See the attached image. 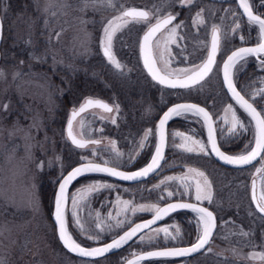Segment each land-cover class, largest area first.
<instances>
[{
    "label": "rangeland",
    "instance_id": "1",
    "mask_svg": "<svg viewBox=\"0 0 264 264\" xmlns=\"http://www.w3.org/2000/svg\"><path fill=\"white\" fill-rule=\"evenodd\" d=\"M111 4L114 6H109V0H21L16 5L0 0V264H115L111 255L87 261L64 251L42 205L40 189L45 184L56 187V180L82 161L128 168L148 160L156 145L158 115L171 101H203L210 108L219 138L249 132L235 155L247 153L254 144L250 119L228 99L219 77L223 57L240 44L242 34L251 33H242L245 22L231 0H111ZM130 7L146 9L151 22L170 13L177 16L153 43L159 55L164 52L169 70L176 75L182 73L178 70L190 69L204 60L211 30L217 28L219 55L208 78L180 94L165 92L146 79L138 58L139 38L148 26L143 23H129L115 33L112 52L120 67H110L101 55L103 29ZM245 24L256 30L258 41V27ZM175 25L179 27L174 42H167L164 51L169 30ZM248 61L242 60L237 68H245ZM259 67L263 74L250 92L264 118V66ZM85 96L101 97L115 108L111 117L90 112L76 123V132L86 139L101 140L100 147L78 148L64 137L68 111ZM229 106L239 121L235 129L231 113L226 112ZM178 119L184 121L186 130L168 131L169 158L154 180L129 187L87 179L70 188L66 223L72 236L83 246L96 245L154 212L139 211L141 206L158 208L178 198L197 201L195 180L199 179L202 186L204 181L189 172L195 169L204 173L211 186V200L197 202L215 212V238L200 256L157 264H264L252 258L254 253H264V219L253 210L248 194L252 178L256 179L257 198L264 191V171H257L264 169V153L247 170H227L211 160L202 122L186 114ZM176 133L191 140L185 141ZM192 141L199 142L204 150ZM181 145L193 150L186 151ZM92 185L101 187L80 200L77 194ZM74 196L78 200L75 208ZM176 218L138 237L127 246L120 261L183 237L188 223L183 226ZM198 222L195 239L202 230Z\"/></svg>",
    "mask_w": 264,
    "mask_h": 264
},
{
    "label": "snow or ice",
    "instance_id": "2",
    "mask_svg": "<svg viewBox=\"0 0 264 264\" xmlns=\"http://www.w3.org/2000/svg\"><path fill=\"white\" fill-rule=\"evenodd\" d=\"M186 3H191V0H185ZM109 6H114L111 4V0H109ZM241 7H243L244 11L248 15V19L250 22L259 25V31L261 37L264 38V19H261L259 16H254L249 8V5L246 3V0H241ZM199 19V14L197 16ZM176 19L173 15H168L163 19H157L153 24L150 20V14L147 11H141L137 9H127L122 12L120 16H117L114 20L108 21L107 25L104 27V39L101 42L104 56L108 58L109 62L114 64L117 68L120 67L119 62L116 60L115 56L112 52V41L115 33L126 27L129 23H143L147 24V31L143 35V40L140 44V53L143 58L144 67L147 69L149 75L153 80H156L158 83L163 84L170 88H188L194 83H198L202 80L211 70L212 66L215 62V56L218 50L219 45V37L218 30L216 28L212 29V46L211 52L208 55L207 61L201 64L196 70L189 69H180L179 72L186 73L184 78H180L178 76L174 77V72L169 70L168 64L169 61L165 59L164 52L160 54L159 63L163 64V68L158 67V61L153 52V39L158 32L162 29L167 28L168 25L172 24V22ZM202 22V21H201ZM179 25L173 26L169 30V34L167 37V41L164 46V51H167V42H174V38L176 37L177 28ZM159 46V45H157ZM264 54V42L260 43L256 48H241L236 52H233L231 56L228 57V61L224 64V80L228 86L229 91L232 93L236 102L240 105L241 108L248 113V115L256 122V136H255V147L251 148L246 154H241L238 156H230L225 155L223 152L219 150L216 145L215 139L213 137V130L211 125V116L208 112H206L203 108L197 107L196 105L191 104H180L176 105L173 108H170L167 113H165L163 119L160 120L159 130H160V145L156 148V155L152 157V162L141 171L135 172L131 175H126L123 172L116 171L113 168L101 167L98 164H89L85 167H77L73 171H71L66 177L63 178V182L59 184V192L55 196V221L59 226V239L62 241L64 246L71 252H74L82 257H95L101 256L105 252L118 248L122 243L126 242L128 239H131L136 233L144 228L149 227L151 224H154L156 220L162 218L164 214H166L170 210H175L177 207L180 208H191L193 211L200 214V219L204 223V233L199 238V242L194 246L193 249H182V250H170V251H159V252H150L147 254V257L141 256L139 259L151 258V257H170V256H183L187 255L189 251L199 250L208 242V239L211 235L212 228L214 227V218L212 212L208 211L202 207H196L191 204H173L169 205L168 208L160 209L155 206L145 207L141 206L139 211H154L155 218L152 221H149L143 225H136L131 228L130 231L125 232L123 236L119 239L114 240L113 243L108 244L104 248H92L88 250L82 247L79 243H77L72 235L69 234L66 227L65 222V206L68 201L67 197V188L68 185L78 176H80L84 172H106L109 175L119 177L122 180H135L139 177L146 176L149 172L154 171L156 167L159 166V160L162 159V147L164 143V125L172 116H180L186 112H194L197 115H201L204 118L205 123L208 124L209 127V140L211 142V146L216 155L223 160L225 163L241 165V164H249L253 160L260 156L261 153H264V118L261 117V113L253 107L251 103L248 102L238 91H236L235 87L232 84L229 69L232 64L235 62L237 58H243V56L249 54ZM264 94V93H262ZM90 107H97L103 109L105 112H112L113 108L110 107L107 103H103L100 100L88 99L84 102V104L79 108V111L73 110L71 119L67 121V135L71 142L78 148H86L89 143L91 144H99L98 140H84L78 139L76 135H74L73 131V121L76 119L80 113L85 112ZM227 113H231V122L233 129L239 124L235 111L232 110L231 106L226 110ZM115 122V121H113ZM177 136H181L185 141L191 140V137H185L183 133H176ZM192 143L197 144L201 151H203V146L199 145V142L192 141ZM185 147L186 151H192L191 147H186V145H181ZM114 147V145H113ZM42 167V165H39ZM259 171H264V169H258ZM189 172L194 174V177H202L203 178V186L200 183L199 179L195 180V190H196V200H211V192H210V184L207 180V177L204 176L203 172H199L195 169H189ZM183 179H187L184 177ZM187 187V185H185ZM100 185H92L87 189L81 190L77 194L80 200H83L89 193L93 190H98ZM255 183H253V196L252 199L256 203L257 210L264 214V191L261 192L259 198L256 196L255 192ZM171 195V193H169ZM77 196L72 198L73 208H75L78 200ZM125 209L127 208V202H124ZM75 215V212H73ZM79 223V221H77ZM165 233H167V229H162ZM253 259H259L264 261V253L253 254ZM130 264H135V262H130Z\"/></svg>",
    "mask_w": 264,
    "mask_h": 264
},
{
    "label": "water",
    "instance_id": "3",
    "mask_svg": "<svg viewBox=\"0 0 264 264\" xmlns=\"http://www.w3.org/2000/svg\"><path fill=\"white\" fill-rule=\"evenodd\" d=\"M235 3H236V6H237L239 12H240V13H241L246 19H248V15H247V13L244 11L243 7H241V0H235ZM246 3H247V2H246ZM129 9H137V8H129ZM137 10L145 11V10H143V9H137ZM251 12H252V11H251ZM252 14H253L254 16H256L253 12H252ZM167 16H168V15H167ZM165 17H166V16H165ZM163 18H164V17H163ZM163 18H161V19H163ZM261 19H263V18H261ZM154 23H155V22H154ZM154 23H153V24H154ZM257 25H258V24H257ZM168 26H169V25H168ZM258 27H259V25H258ZM163 30H164V29H162L160 32H162ZM146 31H147V30H146ZM146 31H145V32H146ZM145 32H144V33H145ZM160 32H158V33L156 34V36H157ZM144 33H143L142 36H141V39H140L141 42H142V40H143V35H144ZM2 35H3V25H2V20H1V16H0V46H1V42H2ZM156 36H155V37H156ZM155 37H154V39H155ZM218 37H219V35H218ZM154 39H153V40H154ZM262 42H264V38L261 37L260 41H259L258 43H256V44H254V45H243V46H239V47L234 48L233 50H231V51L225 56L224 60L222 61L221 65H220V79H221V82H222L223 89H224V91L226 92V94L229 96V98H230V99H231V100H232V101H233V102H234V103H235V104H236V105H237V106H238V107H239V108H240V109H241V110L247 115V117L250 119V121H251V123H252V125H253V128H254V131H255V136H256V122H255L254 120H252V118L248 115V113L245 112V110H244L243 108H241L240 105L236 102V100H235V98L233 97L232 93L229 91L227 84L225 83V80H224V64H225V62L228 61V57L231 56L233 52H236V51H238V50L241 49V48H256V47H258V45H259L260 43H262ZM211 46H212V33H211V36H210V39H209V45H208L207 56H206L205 60L202 62V64H203L204 62L207 61L208 55H209V53L211 52ZM102 53H103V51H102ZM217 53H218V50H217ZM217 53H216V56H217ZM103 55H104V53H103ZM261 55H264V54H259V53H257V54H249V55L243 56V58H237V59L235 60V62L232 64V66L230 67V69H229V74H230V78H231L232 84H233V86L235 87L236 91H238L239 93H240V91L236 88V86H235V84H234V81H233V70H234V67L236 66V64H237L239 61H241L242 59H244V58H246V57H248V56H252V57H254L255 59H258V56H261ZM216 56H215V61H216ZM141 63H142V65H143V67H144V62H143V58H142V56H141ZM214 64H215V62H214ZM214 64H213V66H214ZM213 66H212V68H213ZM144 69H145L146 73L149 75L147 69H146L145 67H144ZM210 72H211V71H210ZM210 72H209V73H210ZM209 73H208V74H209ZM208 74H207L204 78H206V77L208 76ZM149 76H150V75H149ZM150 77H151V76H150ZM151 78H152V77H151ZM180 78H184V76H183V77H180ZM204 78H203V79H204ZM203 79H202V80H203ZM202 80H200L198 83H200ZM154 81H156V80H154ZM156 82H157V81H156ZM198 83H194V84H192L191 86H193V85H195V84H198ZM240 94H241V93H240ZM241 95H242V94H241ZM242 96H243V95H242ZM243 97H244L246 100H248L245 96H243ZM88 99H93V98H87V99L84 100V102H85L86 100H88ZM93 100H100V99L95 98V99H93ZM100 101L103 102V103H106V102L103 101V100H100ZM248 102L251 103V104L253 105L254 108H256L255 105H254L251 101L248 100ZM83 104H84V103L80 104L75 110H76V111H79V108H80ZM107 104H108V103H107ZM180 104H191V105H196L197 107L203 108L206 112L209 113V115H210L211 118H212V119H211V125H212V130H213L212 134H213V137H214V139H215L216 145H217V147L219 148V150H220L221 152H223L225 155H229V154L225 153V152L220 148V146H219V143H218V140H217V135H216V130H215V125H214V120H213V117H212L211 113L209 112V110H208L206 107H204V106L201 105V104H198V103H195V102H190V101H181V102H176V103H173V104L169 105L168 107H166V109L160 114L159 118L157 119V122H156V132H155V133H156V145H155V148H154V151H153V154H152L151 158L149 159V161H148L144 166H142L141 168L135 169V170H124V169H120V168H117V167H114V166H111V165H108V164L100 163V162L85 161V162H81V163H78V164L72 166V167H71L68 171H66L65 174L59 179V181H58V183H57V186H56V189H55V192H54L53 201H52L51 220H52V222H53L54 231H55V233H56V238H57L59 244L61 245V247H62V248H63V249L69 254V255H71V256H73V257H76V258H79V259H83V260H98V259H102V258H104V257H107V256H109V255H112V254L116 253L117 251H119V250L122 249L123 247L127 246L129 243H131L133 240H135V239H136L137 237H139L141 234H143L144 232L148 231L149 229H151V228H153V227L159 225V224H160L165 218H167L168 216L172 215L173 213L180 212V211H189V212L195 213V214H197V215H200V214H198L197 212L193 211L191 208H180V207H177L175 210H170V211H168L166 214H164V215L162 216V218L156 220V222H155L154 224H151L149 227L144 228V229L138 231V232L136 233V235H134L131 239H128L126 242L122 243L120 247H118V248H113V249H111V250L105 252L103 255H101V256H95V257H82V256H79L78 254H76V253H74V252L69 251V250L64 246V244L62 243V241L59 239V226L56 224V221H55V196H56V194L59 192V184L63 182V178H64V177H66V176H67L71 171H73L75 168H77V167H85V166H87V165H89V164H98V165H100L101 167L113 168V169H115L116 171H119V172H123V173H125L126 175H131V174H133V173H135V172L141 171L143 168L147 167V166L152 162V157L156 155V148H157V146L160 145V143H161V141H160V130H159L160 120L163 119L165 113H167L168 110H169L170 108H173V107H175L176 105H180ZM108 105H109L110 107H112L110 104H108ZM91 108H93V107H90V108H88L87 110H89V109H91ZM95 108H97V107H95ZM101 110H103V109H101ZM256 110L259 112V110H258L257 108H256ZM103 111H104V110H103ZM72 112H73V110L69 112V115H70V118H69V119H71ZM80 114H81V113H80ZM183 114H191V115H195V116H197V117L200 119V121L202 122L203 127H204L205 136H206V139H207V145H208L209 154L211 155L212 159H213L216 163H218L219 165H221V166H223V167H226V168H230V169H243V168H246V167L251 166L252 164H254L255 162H257V161L260 159L262 153H261L260 156H257V158H256L255 160H253V161H252L251 163H249V164L234 165V164H228V163H225L223 160H221V159L216 155V153H215V152L213 151V149H212L211 142H210V140H209V127H208V124L205 123L204 118H203L201 115H197V114H195L194 112H186V113H183ZM78 116H79V115H78ZM78 116H77V117H78ZM175 117H177V116H172V117H171V118L165 123V125H164V143H163V147H162V159L159 160V166L156 167V168L154 169V171H151V172H149L146 176L139 177V178H137V179H135V180H122V179H120L119 177L109 175V174L106 173V172H84V173H82L80 176L76 177V178H75V179H74V180L68 185V188H67V190H66V192H67V197H68V195H69V189H70L71 185H72L77 179H79L80 177H83V176H85V175H104V176H107V177L112 178V179H114V180H117V181H120V182H124V183H128V184L139 183V182L145 181V180L149 179L150 177H152V176H153V175L159 170V168L161 167L162 162H163V160H164V156H165V153H166V147H167V126H168V123H169L172 119H174ZM261 117H262V115H261ZM262 118H263V117H262ZM66 134H67V127H66ZM67 136H68V135H67ZM69 141H70L71 144H73V143L71 142L70 139H69ZM90 144H91V143H89L88 145H90ZM73 145H74V144H73ZM254 147H255V140H254V144H253L252 148H254ZM230 156H232V155H230ZM253 183H255V186H256L255 179H252V180H251V184H250V199H251V203H252V206H253L254 210H255L257 213H259L260 215H262V217L264 218V214H261V213L257 210V208H256V203H255V202L253 201V199H252V196H253ZM255 192H256V187H255ZM67 203H68V201H67ZM173 204H176V205H179V204H191V205H194V206H196V207H202V208H205V209H207L208 211L212 212V214H213V218H214V221H213V223H214V227L212 228V232H211V235H210V237H209V239H208V242H207L206 244H204V246L201 247L199 250H192V251H189L187 255H183V256L151 257V258L139 259V257H141V256L147 257V254L150 253V252L170 251V250H182V249H189V250H191V249H193L194 246L199 242V238H200V237L203 235V233H204V231H203V233L201 232L200 237H198V239H197L194 243H192V244H189V245H183V246H169V247H161V248L149 249V250H146V251H143V252H140V253H137V254H135V255L130 256V257L127 258L122 264H130V262H135V264H141V263L144 262V261H149V260H159V259H185V258H189V257L195 256V255L201 253L203 250L206 249V247L208 246V244H209V242H210L211 237L213 236V234H214V232H215V230H216L217 221H216V216H215L214 212H213L212 210H210L208 207H206V206H204V205H202V204H200V203H196V202H192V201H185V200H172V201H168V202H166V203L160 205L158 208H160V209H165V208H168L169 205H173ZM66 207H67V204H66V206H65V222H66ZM154 218H155V212H153L149 217H147V218H145V219H143V220H140V221L134 222V223L131 224L129 227H127L125 230H123L120 234H118L117 236L113 237L112 239H110V240H108V241H106V242H103V243H101V244H97V245H93V246H83V245H81V244H80V245H81L82 247L88 249V250H91L92 248H104V247H106L108 244L113 243L114 240H117V239H119L121 236H123V235L125 234V232L130 231L131 228L135 227V226L138 225V224H140V225L146 224V223H148L149 221H152ZM66 227H67V223H66ZM202 229H204V227H202ZM67 231L69 232L68 227H67ZM69 234H70V232H69ZM70 235H71V234H70ZM73 239H74V238H73ZM74 240H75V239H74ZM75 241H76V240H75ZM76 242H77V241H76ZM77 243H78V242H77Z\"/></svg>",
    "mask_w": 264,
    "mask_h": 264
},
{
    "label": "trees",
    "instance_id": "4",
    "mask_svg": "<svg viewBox=\"0 0 264 264\" xmlns=\"http://www.w3.org/2000/svg\"><path fill=\"white\" fill-rule=\"evenodd\" d=\"M9 1L12 2L13 4H16V5H20V3H21V0H18V1L17 0H9ZM254 31L255 30H252L251 33L248 35V37H245L243 39L244 40L243 44H250V43H253L255 41V39L253 38V37H256ZM2 46H3V43H2ZM248 64L249 65L243 69L242 68L241 69L236 68L237 70H235V75H234L235 85L245 97L250 99L259 108V102H257V98L254 95H252V93L250 91H252V88L253 89L256 88L255 82L258 78L261 77V74H263V71L260 70L261 68L259 66H264V65L259 64L258 62H256L252 58L249 59ZM199 102H201L202 104L207 106L203 101H199ZM185 127H186V125H184V121H182L180 119H174L169 123L168 131H170L172 129H175L177 131H185L186 130ZM249 136H250V133L248 132V133H246V136L241 134L240 136L237 135L234 137H230L229 139H227L229 136L221 137V138H219V136H217V137H218L220 147L225 152L231 153V154H236V153L240 152V150L243 147V144H244L243 142H244L245 138H247ZM168 158L169 157L167 155L165 160H164L163 166L165 165L166 160ZM186 158L191 160V161H194V159H192V157L186 156ZM146 161H147V158L140 161V163H138L137 165L132 166V167H128L126 169H135V168L139 167L140 165L144 164ZM227 170H230V169H227ZM230 171H235V170H230ZM242 171H244V170H242ZM154 178L155 177H152L151 179H149L145 182H142V184L147 183L148 181L150 182V181L154 180ZM87 179L108 180V181L117 182V181L109 179L105 176L92 175V176H86V177H83V178L77 180L73 184V186L77 182L84 181ZM56 182H57V180H56ZM117 183H119L121 185L129 186V187L134 186V184L130 185V184H125V183H121V182H117ZM139 184H141V183H139ZM54 190H55V185H53V184H52V186L45 184V186L41 187V189H40L41 202H42V205L44 207L45 212L47 213L48 218H50L51 205H52V198H53ZM178 199L191 200V201L193 200L190 198H178ZM172 218H176V219L180 218L179 224H181L183 226L188 223L186 230L183 229V237H181V238L179 237V239H177V240H171L169 242L161 243L158 246L182 245V244L191 243L195 239V236L199 230V223L195 219L194 215L192 213L184 212V211L178 212V213H175V214L171 215L170 217H168L162 223L168 222ZM49 220H51V219H49ZM104 241H106V240H104ZM126 248L123 249L122 251L118 252V253L111 255L110 258H111L112 263H115V264L121 263V261H120L121 256H122L123 252L126 250ZM161 262L162 261H149V262H146L143 264H157V263H161Z\"/></svg>",
    "mask_w": 264,
    "mask_h": 264
},
{
    "label": "bare ground",
    "instance_id": "5",
    "mask_svg": "<svg viewBox=\"0 0 264 264\" xmlns=\"http://www.w3.org/2000/svg\"><path fill=\"white\" fill-rule=\"evenodd\" d=\"M247 2V1H246ZM249 8H250V6H249ZM250 10L252 11V9L250 8ZM239 12V11H238ZM253 12V11H252ZM254 13V12H253ZM239 14L243 17V18H245L240 12H239ZM256 16H259L260 18H263L261 15H258L257 13H254ZM169 15H173V16H175L176 17V19H177V16L175 15V14H169ZM0 16H1V14H0ZM176 19L172 22V24L173 23H175V21H176ZM246 19V18H245ZM264 19V18H263ZM246 20H248L249 21V19H246ZM250 22V21H249ZM251 24L253 23V22H250ZM172 24H170V25H172ZM255 24V23H254ZM2 25H3V21H2ZM257 27H258V25L257 24H255ZM243 29L244 30H247V31H252V28L250 29V28H248L247 27V25L244 23L243 24ZM140 44H141V40H140ZM140 44L138 43V58H139V61H140V65H141V68L143 69V71L146 73V71H145V69H144V67H143V65H142V63H141V53H140ZM108 58H106L105 59V61L107 60ZM157 59V58H156ZM147 74V73H146ZM145 77H147V76H145ZM138 79V78H137ZM137 79H135V81H134V83L136 84L137 83ZM146 79H148V77L146 78ZM149 80V79H148ZM100 85V84H99ZM87 98H93L92 96H85L80 102H79V104L76 106V107H74V108H72V109H70L71 111L72 110H75L80 104H82V103H84V100L85 99H87ZM93 99H95V98H93ZM100 100H103V99H100ZM103 101H105L106 103H109L110 104V102H108L107 100H103ZM113 106V105H112ZM113 108V111L112 112H110V117L112 116V114L114 113V106L112 107ZM69 110V111H70ZM95 110H99V111H102V112H105V111H103V110H101L100 108H95V107H93V108H91V109H89V110H86L85 112H83V113H81L78 117H76V119L73 121V131H74V135H76L77 136V133L78 132H76V130H75V128H76V123H77V121H79V118L81 117V116H83V115H85V114H88V113H90V112H94ZM69 111H68V114H67V119H66V122H65V124H64V137H65V139L67 140V141H69V138H68V136H67V134H66V127H67V121L69 120V118H70V115H69ZM70 142V141H69ZM100 163H103V162H100ZM145 164H146V162H145ZM81 178H83V177H80V179ZM248 194H249V201H250V203H251V199H250V186H249V190H248ZM252 204V203H251ZM258 215L259 216H261L262 217V215H260L259 213H258ZM197 218H198V221H200V224H201V227H205V225H204V223L201 221V219H200V215H198L197 216ZM263 218V217H262ZM51 223H52V221H51ZM199 223V222H198ZM53 224V223H52ZM69 230V229H68ZM203 231H204V229H202L201 230V232L203 233ZM69 232H70V230H69ZM122 231H120L119 233H117L116 235H114L113 237H115V236H117L118 234H120ZM70 234L72 235V233L70 232ZM201 234V233H200ZM55 236H56V233H55ZM73 237V236H72ZM113 237H111V238H109V239H106V241H108V240H110V239H112ZM198 237H200V235L198 236ZM74 238V237H73ZM213 238H215V232H214V234H213V236L211 237V239H210V242H212L213 241ZM61 246V245H60ZM162 246H159V247H157V248H161ZM126 248V246L125 247H123L122 249H120L119 251H117L116 253H118V252H120V251H122L123 249H125ZM63 249V248H62ZM64 250V249H63ZM65 251V250H64ZM137 254V253H136ZM135 255V254H134ZM79 259V258H78ZM87 261H94V260H87ZM149 261H151V260H149ZM149 261H147V262H149ZM143 263H146L145 261L143 262ZM142 263V264H143Z\"/></svg>",
    "mask_w": 264,
    "mask_h": 264
},
{
    "label": "flooded vegetation",
    "instance_id": "6",
    "mask_svg": "<svg viewBox=\"0 0 264 264\" xmlns=\"http://www.w3.org/2000/svg\"><path fill=\"white\" fill-rule=\"evenodd\" d=\"M202 1H206V0H202ZM218 3H220L221 1H217ZM231 2H233L234 3V1L233 0H231ZM249 2H250V7H251V9H252V11L254 12V13H257L258 15H261L263 18H264V0H249ZM235 5V4H234ZM121 15V14H120ZM240 17H241V19H242V22H245V23H250L248 20H246L245 18H243L241 15H240ZM243 32H249V31H247V30H243L242 31V33ZM241 33V34H242ZM248 34V33H247ZM247 34H242V36H246ZM244 36V37H245ZM248 36V35H247ZM244 37H243V39H244ZM244 42V40H242L241 42H240V44H242ZM159 51V50H158ZM157 50H155L154 49V47H153V52H154V54H155V56H156V58H157V61H158V67H160V68H163V64H161V63H159V60H160V55H159V53L160 52H158ZM106 62H107V64H109V65H111L110 67H112L113 69H117V67L114 65V64H112V63H110L109 62V60L107 59L106 60ZM198 65V64H197ZM197 65L196 66H194V67H192V68H190L189 70H195L196 68H197ZM143 70V69H142ZM144 72V71H143ZM144 74H145V72H144ZM145 75H147V74H145ZM184 75H186V73H181V74H177L176 75V73H174V77H176V76H184ZM158 85L159 86H162V87H164V89H170V90H176V91H184L185 89L187 90V88H170V87H167V86H165V85H163V84H161L160 85V83H158ZM196 86H194V87H189L188 89H190V88H195ZM94 112H98V113H100L101 115H103L104 117H109L108 116V114L107 113H105V112H102V111H99V110H95ZM77 136H79L80 137V135H79V133H77ZM100 145H102V142L100 143V144H98V145H96L95 147H100Z\"/></svg>",
    "mask_w": 264,
    "mask_h": 264
}]
</instances>
